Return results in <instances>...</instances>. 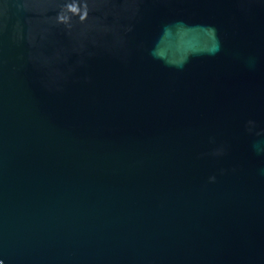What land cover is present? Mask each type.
Wrapping results in <instances>:
<instances>
[{
    "label": "water",
    "instance_id": "95a60500",
    "mask_svg": "<svg viewBox=\"0 0 264 264\" xmlns=\"http://www.w3.org/2000/svg\"><path fill=\"white\" fill-rule=\"evenodd\" d=\"M0 264H264V0H0Z\"/></svg>",
    "mask_w": 264,
    "mask_h": 264
}]
</instances>
